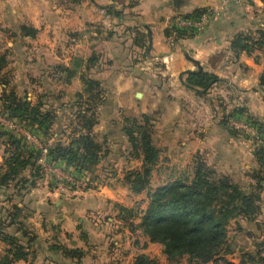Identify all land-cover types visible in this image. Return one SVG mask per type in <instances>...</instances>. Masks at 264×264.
Instances as JSON below:
<instances>
[{"label": "rangeland", "instance_id": "obj_1", "mask_svg": "<svg viewBox=\"0 0 264 264\" xmlns=\"http://www.w3.org/2000/svg\"><path fill=\"white\" fill-rule=\"evenodd\" d=\"M27 1L40 9L39 3L36 5L37 0ZM45 1L51 12L54 5L61 8V16L65 19H70L72 11L76 16L73 26H70V22H64L61 28L56 29L52 24L41 30L26 26L36 31L32 36L25 35L22 31L25 25L18 26V23L14 28H0V57L6 58L0 81V182L4 171L8 169L9 159L20 157V160H23L28 159L29 155L33 158L16 176L0 184V259L6 255L10 246V242L4 239L5 236L14 237L18 243H21L19 236L23 234L32 238L38 228L36 223L41 228L45 227L42 218L37 219L36 215L53 214L54 201L63 204L60 209L64 213L65 210L78 208L64 204L66 199L76 201L91 197L87 194L90 190L95 191L94 193L101 192L103 196H108L112 191L117 199L129 203L128 209H132L130 216L118 206L117 213L123 219L122 223L117 222V229L122 230L123 226L131 229V221L140 222L133 214L142 213L148 208L149 192L175 181L191 182L197 168H200L214 180L228 177L238 184L244 193L255 195L254 218L249 221L240 215L230 220L228 243L217 260L204 263L184 256L166 263L157 258L151 259L157 264H226L225 260L235 264H252L251 257H256L259 253L264 254V167L259 166L256 158L259 151L264 156V119L251 115L242 105H233L225 93L212 94L209 96L212 105H215L216 111L219 108L221 110L217 129L221 131L222 141L208 146V152L206 150L189 153L181 149L180 143L176 147L160 143L159 136H156L159 115H149L150 121L147 123L144 118L146 114L126 116L117 112L118 115L114 118L121 124L115 125V129L119 127L120 131H124L122 128L132 127L136 120L146 125L153 133V142L159 150V158L151 167L147 188L141 193L133 192L127 177L134 171H142L144 160L142 165L136 164L134 168L129 166L127 157L122 158L120 162L115 161L116 147L107 144L108 140L104 134L95 132L100 119L110 115L109 103L115 101V95L112 93V79H104L100 75L108 64L103 60L104 53L101 51L110 48L108 45L105 48L100 46L97 51H93L90 44L94 41L87 42L84 37V32L89 26L81 14L84 13V8L91 4V0ZM104 8L109 16L118 14L113 5H106ZM185 16L176 15L171 18L169 27L176 34L179 33L173 22L176 18ZM97 26H93L94 29ZM259 30L244 29L237 35H255ZM109 32L110 30H107L105 35L107 39L110 38ZM55 35L61 36L60 43L54 44ZM73 39L75 42H72ZM107 42L114 44L115 40ZM57 56L60 59L56 58ZM260 57L262 58V55ZM89 79L98 80L100 87L87 85L86 80ZM156 80L161 81L158 78ZM13 94L18 100L30 102L33 107L40 106L43 115H51L44 129L37 123L31 124L13 116L8 108ZM163 96L164 94H161V97ZM106 105L107 109H103L102 106L105 108ZM238 109L243 111L239 112ZM41 119L44 120L45 116ZM85 119L96 121L93 133L97 143L101 145L99 159L92 169L56 158L51 153L59 143L76 149L81 135L88 133ZM125 136L128 140L126 134ZM127 150L128 155L136 158L135 160L143 159L142 154L140 157L134 155L137 150H134L130 142ZM215 153H219L220 157L215 159ZM106 188L107 191H104ZM131 191L134 195L130 194ZM125 215L129 218L124 219ZM142 242L144 243V240ZM162 247L161 244L156 245L151 251L161 255Z\"/></svg>", "mask_w": 264, "mask_h": 264}, {"label": "crops", "instance_id": "obj_2", "mask_svg": "<svg viewBox=\"0 0 264 264\" xmlns=\"http://www.w3.org/2000/svg\"><path fill=\"white\" fill-rule=\"evenodd\" d=\"M37 3L40 9L27 0H0V28H14L18 23L41 30L51 24L56 29L64 22H70V26L75 23L72 11L70 19H65L56 5L51 12L45 0ZM106 5H113L118 14L107 15ZM203 8L215 11L206 31L180 37L169 27L176 15H191ZM263 16L262 0H91L81 14L89 26L84 37L87 42L94 41L90 44L93 51L100 46L110 48L101 51L108 64L100 75L112 79L115 95V101L109 103L110 115L100 119L95 132L104 134L107 144L116 147L115 161L127 157L132 168L143 164V159L128 155L124 131L114 128L121 124L114 118L119 113L159 115L156 136L160 143L170 147L180 143L181 149L189 153L208 152V146L222 141L217 129L221 110L216 111L212 105V94L225 93L233 105H242L251 115L264 119V89L259 80L264 69L262 58L257 61L255 56L231 49L232 40L242 30L264 29ZM95 25L100 27L94 29ZM107 30L109 39L105 37ZM60 41L61 36L53 37L54 44ZM200 69L222 80L206 96L184 84L188 72ZM102 108L107 109V105ZM214 155L215 159L220 157L219 153ZM91 192L87 193L91 197L66 199L64 204L78 208L63 213V204L54 201L53 214L38 213L36 217L42 218L45 227L36 223L32 238L19 236L27 256L16 264H135L142 254L169 262L164 247L161 255L151 251L159 244L150 242L141 230L123 226L118 231L116 224L123 219L117 213L118 206L129 207V203L117 199L112 191L108 196ZM130 194L134 195L132 191ZM66 248L79 249L81 258L66 255Z\"/></svg>", "mask_w": 264, "mask_h": 264}, {"label": "trees", "instance_id": "obj_3", "mask_svg": "<svg viewBox=\"0 0 264 264\" xmlns=\"http://www.w3.org/2000/svg\"><path fill=\"white\" fill-rule=\"evenodd\" d=\"M205 11L204 8L198 9L185 17H200ZM22 31L27 36L36 33L35 30L26 26L22 28ZM177 32L181 37H188L187 34H196L180 30ZM144 47L146 46L144 45ZM231 49L237 54L246 52L248 55L255 56L257 61L262 55L264 62V30H259L255 35L252 33L237 35L232 40ZM5 65L6 58L1 56L0 81H2ZM259 80L261 88L264 89V69ZM221 82L222 80L214 73L200 69L188 72L184 84L206 96ZM86 83L90 87H100L98 80L89 79L86 80ZM10 99L8 108L15 117L31 124L37 123L42 129L45 128L46 122L51 119L50 114L43 115L41 113L40 106L33 107L30 102L18 100L15 94ZM237 111L243 110L238 109ZM43 116H45L44 120L41 119ZM144 118L145 122L149 123V115H144ZM84 122L88 133L81 135L76 149L59 143L51 153L56 158H63L69 163H77L84 168L92 169V166L99 159L101 145L97 143L93 133L96 121L85 119ZM123 129L134 150H137L134 155L137 157L143 155V170L134 171L127 177L133 192L141 193L147 188L151 167L159 158V150L153 142V133L146 125L135 120L132 127L125 126ZM256 158L259 166L264 167V156H262L261 151L256 153ZM32 160V155L23 160H20V157L9 159L7 161L8 169L4 171L0 184H4L5 181L16 176ZM148 197L150 200L148 208L142 213L133 214L135 218H139L140 222L131 221L129 223L130 228L141 230L150 242L163 245V252L169 261L189 256L191 259H197L204 263L217 260L221 252L224 251V247L228 243V224L231 219L240 215L249 221L254 218L253 208L256 201L255 195L244 193L243 189L230 178L224 177L214 180L210 175L202 172L200 168H197L191 182L175 181L168 183L154 192H149ZM120 209L128 212L130 216L132 215V209L127 207ZM127 215L124 219L129 218ZM4 239L10 242V246L6 250V255L0 259V264H11L26 258V247L22 243H18L14 237L10 236H5ZM64 253L66 255L74 254L77 258L82 256L79 249L70 250L66 248ZM250 261L252 264H264V254L259 253L256 257H251ZM225 263L235 264L227 260ZM135 264H157V262L142 254L136 257Z\"/></svg>", "mask_w": 264, "mask_h": 264}, {"label": "built area", "instance_id": "obj_4", "mask_svg": "<svg viewBox=\"0 0 264 264\" xmlns=\"http://www.w3.org/2000/svg\"><path fill=\"white\" fill-rule=\"evenodd\" d=\"M240 2L241 0H233ZM215 16V11L213 9H206V11L200 17H178L173 22V26L176 30L201 33L206 30L209 22Z\"/></svg>", "mask_w": 264, "mask_h": 264}]
</instances>
